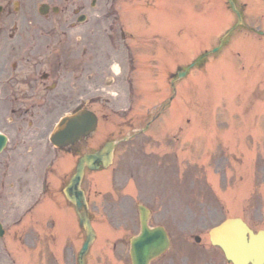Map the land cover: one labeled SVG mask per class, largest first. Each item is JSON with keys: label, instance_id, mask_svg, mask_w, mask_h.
<instances>
[{"label": "rangeland", "instance_id": "obj_1", "mask_svg": "<svg viewBox=\"0 0 264 264\" xmlns=\"http://www.w3.org/2000/svg\"><path fill=\"white\" fill-rule=\"evenodd\" d=\"M80 1L88 2V0ZM193 1L199 4L200 11L198 14H193L191 10L187 11L186 7L182 6L184 13L181 19L187 26L185 25L180 33L176 27L178 19H169L163 13H160L156 19L154 15L149 18L135 19L137 25L146 26L147 33L156 30L158 34H162V39L157 45V54L161 60H165L170 67L173 66L174 71L183 66V73L182 75L177 73L179 79L174 85L169 88L166 85L162 89L157 83L158 74L160 70L162 72L166 70V65L158 64L155 61L156 57L151 55L156 43L153 36L151 38L138 36L135 42L131 43V48L134 54L139 55L145 77L143 83L140 82L135 87L133 101L125 102V86L112 85L105 88L112 97L117 95L119 97L113 100L115 103H113L112 112L107 114L106 122H101L93 136V138L100 137L101 133H105L106 137L103 141L118 140L124 135H130L132 129H141L150 120L159 103L158 101L147 102L144 98L147 96V91L151 95H157L161 89L163 91L161 99L169 94L173 98L168 111L160 120L162 124L158 125V129L155 123L151 126V128L154 127V131L157 129L156 132L151 134L150 131V137L146 133L148 138L139 135L119 144L116 147L115 161L110 170H100L85 176L83 190L91 198L93 204H97L96 199L110 198V209L107 212L92 211L91 216L97 236L87 255L86 264H130L129 239L139 231L137 207L140 204H146L154 211L152 226L157 224L166 226L171 239V247L164 255L165 258L157 259L151 264H162L165 259L170 258L174 264H185L184 262L187 261L190 262L189 264H194L195 257L201 261L212 260L215 264H223L222 253L210 245L207 235L209 229L217 222L207 226L201 224L205 219L210 221L211 215L215 219L243 217L254 231L264 230V112H261V109L264 111V97L256 99L253 96L254 101L250 102L249 108L252 116L241 99L237 101L240 97L243 100L245 93L254 94L256 89L264 91V0H240L245 2L247 7L249 6L245 13L248 17L245 19L247 22L245 24H248L251 29L245 30L244 27L237 29L220 48L218 44L215 45V36L223 33L236 20L231 16V12H227L229 11L227 1H220L227 11L224 13L216 8L210 19L203 17L202 0H187L188 4ZM18 2L19 7L16 8L15 3ZM36 3V0H0L2 8L0 19H25L26 15L34 12ZM138 5L143 7V2L128 0L126 4H123L120 0L115 5V10L122 16L121 9L126 10L131 7L132 10ZM105 8L106 0H100L97 15L104 13ZM131 10L128 12L130 13ZM144 19L149 23L148 25H145ZM102 20L105 21L98 20L94 25L97 33L95 37L99 38V41L95 43L96 47L103 50L102 53H106L112 51L106 31L107 22L111 19ZM117 20L118 26L124 24L123 19ZM192 25L195 26L196 34L201 29H207L204 32V39L190 32ZM197 40H199V49L214 46L209 49L212 52L214 48H219V52L215 56H210L207 63L199 62L200 59L196 60V52L192 47L189 48V45ZM184 48L189 50L186 51ZM117 50L119 52L113 53L111 63L119 64L122 73H126L128 66L120 44ZM220 55L221 57L214 58ZM216 61L223 63L222 67L226 66L224 70L228 72H224L220 63L217 62L214 67H219L220 70L210 69L212 72L209 71L205 77V71L212 66L211 63ZM195 62L196 65L192 67ZM201 65L204 68H200ZM249 69L255 72V77L252 75L249 77ZM242 71L246 77L244 81ZM162 83L167 84V81L162 79ZM121 84L123 85V82ZM101 94L108 96V94ZM100 106L99 104L98 112H102ZM123 110L126 112H122ZM123 119H130L132 126L124 129L118 128V124H121ZM177 132L179 135L176 137ZM172 134L175 135L172 136ZM164 141L169 144L167 145ZM162 142L164 146L161 148ZM92 143L90 139L83 141L82 153ZM173 145L176 158L169 162L171 160L169 155L174 154ZM212 154L216 157L211 156ZM147 161H151L157 167L150 168ZM235 161L241 165V183L236 186H234L233 168L238 163L235 164ZM186 166L190 168L188 174L189 178L191 176L190 182L188 176L182 178V172L185 175ZM212 170L218 172L220 176L218 183V178ZM198 172L199 174H196ZM128 174L140 179H143L142 175H145L147 182L142 185L134 178L137 190L134 187L126 188ZM198 175L205 177L207 181H212V184L216 186V189L206 192V204L209 210L197 208L196 201L190 202L195 197L182 194L183 191L193 186L191 183L193 180L196 181L195 176L197 177L196 187L200 191L203 190ZM206 180L204 179L203 182ZM170 181L176 183L173 189L167 186L168 183H172ZM143 186L146 190L152 188V191H143ZM154 192L158 194L154 195ZM169 193L174 195L172 199L177 200H169L168 196H164ZM182 198L187 200L183 201ZM187 206L193 208L188 209ZM42 207L46 209L49 206L44 204ZM52 208L54 207L51 206L50 210ZM55 208L57 209L55 210L56 218L61 223L67 222L66 230H69L68 220L71 217L75 223L74 228H76L74 213L70 212V218L67 220L69 211ZM171 213H175L177 217L163 218V215ZM73 234L74 236L70 234L72 237L66 242L76 254L84 240V234L82 231L78 235L77 232ZM195 235L201 237L199 245L193 242Z\"/></svg>", "mask_w": 264, "mask_h": 264}, {"label": "flooded vegetation", "instance_id": "obj_2", "mask_svg": "<svg viewBox=\"0 0 264 264\" xmlns=\"http://www.w3.org/2000/svg\"><path fill=\"white\" fill-rule=\"evenodd\" d=\"M8 23L0 30V223L30 253L23 258L29 264H75L73 250L60 240L55 207L66 209L62 189L82 155L81 142L56 147L49 136L62 115L101 101L93 96L97 59H85L74 25L22 19L5 33ZM2 253L0 260L15 263L5 245Z\"/></svg>", "mask_w": 264, "mask_h": 264}, {"label": "water", "instance_id": "obj_3", "mask_svg": "<svg viewBox=\"0 0 264 264\" xmlns=\"http://www.w3.org/2000/svg\"><path fill=\"white\" fill-rule=\"evenodd\" d=\"M229 3L233 8L232 0H229ZM95 122V118L86 112L66 119L60 127L55 143H59V145L74 143L93 130ZM111 152L112 144H107L99 152L83 156L64 191L66 199L74 205L80 225L86 234L85 242L78 255L79 264H84L83 257L95 237L87 216L84 195L80 190L83 169L85 166L90 170L98 169V163L102 164V168H106L111 163ZM146 217V212L141 209V234L131 240L130 258L132 264H147L150 259L163 253L169 245L167 236L161 228L153 230L147 228ZM210 236L212 243L219 246L225 257L233 264H264V232L259 231L254 235L239 219L225 221L214 228L210 232ZM196 240L198 241V239Z\"/></svg>", "mask_w": 264, "mask_h": 264}]
</instances>
